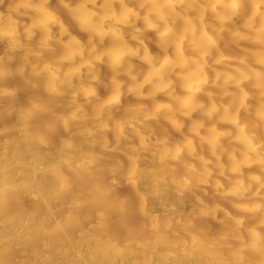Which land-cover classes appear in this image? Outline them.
<instances>
[{
	"label": "clouds",
	"instance_id": "1",
	"mask_svg": "<svg viewBox=\"0 0 264 264\" xmlns=\"http://www.w3.org/2000/svg\"><path fill=\"white\" fill-rule=\"evenodd\" d=\"M205 29L256 47L221 62ZM6 32L0 119L18 110L30 135L48 124L53 159L44 191L40 169L17 167L0 144V224L38 216L45 248L80 230L106 250L131 206L141 248L264 264V0H0ZM152 200L163 212L147 210ZM12 253L0 232V264H58Z\"/></svg>",
	"mask_w": 264,
	"mask_h": 264
},
{
	"label": "bare ground",
	"instance_id": "2",
	"mask_svg": "<svg viewBox=\"0 0 264 264\" xmlns=\"http://www.w3.org/2000/svg\"><path fill=\"white\" fill-rule=\"evenodd\" d=\"M9 13L5 11V23ZM16 19L15 14L11 16ZM220 22L218 21L217 24ZM208 36L212 37L216 47L219 49L217 59L221 62L224 59L242 54L244 49H253L256 46L250 41L238 40L231 32L226 29H220L213 34L212 31L205 29ZM148 36L153 34L149 32ZM148 42V41H146ZM11 33H0V53L7 60V48L12 44ZM103 90L101 89V92ZM25 93L18 94V103L24 107L27 106ZM64 111V110H62ZM63 123V122H62ZM0 127H7V131L0 136V144L6 142L7 157L13 160V163L20 165H29L36 169V183L44 191H47L51 185L50 174L43 171L47 169L52 162V155L46 149L47 138L50 127L45 124L38 129L35 135L26 134L20 129L19 111H13L11 115L5 113L0 119ZM240 139H243V133H239ZM2 151V150H0ZM15 169H13V174ZM19 183V178H17ZM20 198V206L23 209L31 210L33 205L24 191L13 193ZM155 208L158 212H163L158 200H152L147 206L151 211ZM187 211V207L184 208ZM39 217L29 219L27 215L13 220L4 218L3 224H0V232L13 238L12 258L24 259L25 256L30 259H43L45 256L57 261L58 264H177L178 261L186 264H195L201 257L185 256L181 253L180 247L165 246L160 243H150L146 248L138 246L137 241L146 238L140 220L135 214V210L130 206L127 223L123 226H117L113 229L112 235L114 247L103 249L95 239L87 236H81L80 230L74 231L67 239H52L47 241V248L44 243L34 240L38 227ZM95 221H84L83 229L91 231L90 224ZM215 231L219 226H213ZM155 239L154 237L152 238Z\"/></svg>",
	"mask_w": 264,
	"mask_h": 264
}]
</instances>
